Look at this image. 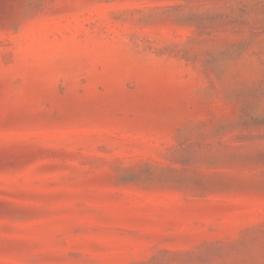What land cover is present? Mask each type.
Here are the masks:
<instances>
[{"label":"rangeland","instance_id":"obj_1","mask_svg":"<svg viewBox=\"0 0 264 264\" xmlns=\"http://www.w3.org/2000/svg\"><path fill=\"white\" fill-rule=\"evenodd\" d=\"M0 264H264V0H0Z\"/></svg>","mask_w":264,"mask_h":264}]
</instances>
